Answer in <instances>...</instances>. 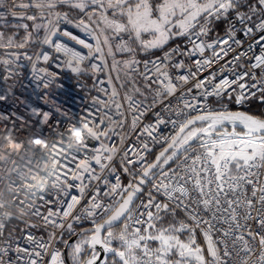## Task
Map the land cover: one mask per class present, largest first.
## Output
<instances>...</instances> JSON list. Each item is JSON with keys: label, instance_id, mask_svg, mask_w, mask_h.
Masks as SVG:
<instances>
[{"label": "snow or ice", "instance_id": "snow-or-ice-1", "mask_svg": "<svg viewBox=\"0 0 264 264\" xmlns=\"http://www.w3.org/2000/svg\"><path fill=\"white\" fill-rule=\"evenodd\" d=\"M64 4L85 13L89 23L82 19L78 26H83L94 44L65 32V36H70L88 49L87 55L63 44H55V50L69 57L67 66L73 73L84 70L82 63L85 60L95 61L89 64L95 73L107 70L106 83L111 91L108 88L103 91L109 98L95 97L94 102L107 109L104 114L109 124H105L104 120L97 122L82 118L79 126L70 125L67 134H59V141L44 145L46 151H42L38 157L43 167L37 163L36 170L28 168L27 172L18 173L19 185L14 187L16 182L12 181L7 185L6 192L0 190V236L3 235L5 221L14 216L9 209L15 207L20 217L29 214L38 216L46 227L61 230L66 227L69 232L73 231V222L82 218L91 219L94 227L90 235L71 246L73 264H97L98 261L99 264H109L108 254L110 264H192L193 261L195 264H264V183L260 181V176L264 174L261 172L264 170V119L245 112H232L227 108L213 109L209 102L210 97L222 99L227 96L231 100L236 92L233 86L236 85L241 90L235 95L236 104H243L253 97L264 103V19L254 28L246 27L245 35L259 31L260 35L254 42L260 46V54L252 57L255 63L234 79L223 76L228 65L218 70V79L214 65L230 52L236 54L228 64H235L241 57L247 56V52L232 48V44L237 47L242 45V41L235 39V29L230 25L226 37L211 43L200 39L208 35L213 22L227 20L230 13L234 12L242 24L251 21L257 11L256 5L264 12V0H256V5H244L242 0H20L19 3L17 0H0V8H5L12 16L34 21L33 27L37 31L44 28L47 33L43 40L45 44L53 43L51 36L58 29L50 19L43 25L36 21L44 18L45 10L51 14L58 5ZM32 7L39 10V15L27 16L25 12L17 11ZM243 7H247L248 12L241 11ZM56 16L59 18L60 13L57 12ZM49 25L52 27L49 28ZM22 26L28 29L27 24ZM176 37H186L192 48L181 50L177 46L155 59L140 61L136 58L140 52L163 50L168 41ZM30 38L31 33H28L25 42ZM3 39V33H0V41ZM4 46H13L11 37L7 45L0 44V47ZM16 46L24 47V43ZM217 48L219 51H216ZM206 50L212 51L211 57L203 56ZM248 51H252V44H249ZM197 53L201 59L193 61L194 68L186 66L182 59L174 60L176 56L191 57ZM118 56L121 58L118 59ZM37 59L40 57L37 56ZM43 59L47 61L49 56L43 54ZM141 63L143 72L139 70ZM169 68L182 70V73L173 76ZM255 69H260L259 77ZM121 71L127 79L121 78ZM113 72L116 73L119 88L113 83ZM136 75L144 81L143 88L137 85ZM246 78L253 83L241 82ZM119 89H125L123 103ZM194 91L196 95L188 99ZM171 98L176 99V105H173ZM125 105L132 115L131 123L127 125L128 132L120 136V145L103 143L102 138L111 139L110 134L119 135L116 130L125 129ZM157 106L173 113L177 119L165 121L156 112L155 123L144 125L138 131L142 119ZM113 107L121 119H113L109 114ZM193 111L197 114L192 115ZM47 118L48 114L45 113L44 119ZM165 123L172 124L173 134L157 138L153 133ZM129 133H137V138L146 134L155 143L161 144L162 150L149 161L134 146L123 147ZM65 139L66 148L63 146ZM88 140L100 142L99 147L94 149V155L79 159L74 167H70L69 163L76 161L74 154L88 148ZM35 143L41 144L42 141L37 139ZM20 147L13 144L14 150ZM69 149L72 151L69 152ZM150 151L149 145L144 143L143 152L147 154ZM118 155L124 173L132 179L125 186L116 175V182L107 191L101 193L97 187L92 193L89 190L92 181H101L105 170L116 172L113 161ZM68 156L72 157V161L64 163ZM0 159L6 157L0 156ZM95 166H98L100 174H97ZM104 183L107 185L108 181L105 179ZM148 184L152 185L155 193L162 192L167 202L157 201L153 191H149L147 203L142 202L140 206L155 208V212L147 211L145 221L142 218L145 213L133 217L131 205ZM246 185L252 186V198L247 195ZM72 188H78L79 195H71L69 190ZM49 189L64 193L70 199H58L59 206L48 207L46 214H41L34 201L26 203ZM20 191H23L25 199L16 204ZM101 195L108 197L109 202L103 203ZM7 196L12 198L7 199ZM239 209H243V215ZM178 210L185 213V219L178 218ZM253 210L256 216L252 215ZM161 213L170 214L173 219L167 227L157 228V223L164 218ZM201 213L209 214L210 218L205 219ZM97 217L102 222H97ZM241 219L246 222L254 220L259 226V231H253L250 226L247 228V235L252 240H258L260 251L255 259L250 258L253 248L249 240L243 235H235L244 227ZM214 221L226 224L227 229H217ZM118 223H123V227L115 232L113 229ZM134 225L146 226L141 228ZM198 230L206 241V251L197 243ZM213 231L221 232V239L214 240ZM184 234H187V239L181 238ZM229 237L232 238L231 248ZM26 239L34 247L31 250L17 247V260H25L26 257L25 264H40L42 253H47L52 247L56 233L50 232L47 241L43 238L38 240L31 234ZM114 241L119 242L118 246H113ZM149 241L157 242L158 246L150 247ZM237 241L242 242L239 251L236 250ZM64 243L67 246V241ZM85 245L92 250L88 259L82 258ZM97 245L103 249V259L96 252ZM7 251V248H0V264H5L3 255ZM241 252L244 256H241ZM173 256L178 258L172 260ZM51 264H64L59 251H53Z\"/></svg>", "mask_w": 264, "mask_h": 264}, {"label": "built area", "instance_id": "built-area-1", "mask_svg": "<svg viewBox=\"0 0 264 264\" xmlns=\"http://www.w3.org/2000/svg\"><path fill=\"white\" fill-rule=\"evenodd\" d=\"M256 5V0L245 1L244 5L247 4ZM257 6L256 14L253 15L251 21H245L241 23L237 18L235 13H230L227 20L215 21V25H211V31L207 36H202L200 39L206 43H211L218 38L226 37L227 30L231 25L235 29V39L242 41V45L237 47L235 44H232V48L236 51L247 52L246 57H241V59L235 64H228V61L232 60V57L236 54L235 52H230L227 57L216 62L214 69L217 70V77L220 78L219 69L221 66L228 65L223 72V76L234 79L237 74H241L244 71L249 69V65L255 63V55L260 54V46L255 44V39L260 35L259 31L254 30L252 35H245L246 27H253L258 24L261 19H264V12H262ZM17 11H23L27 16L39 15V10L32 7L29 9H18ZM241 11L248 12L247 7L241 8ZM60 13V17L56 16V13ZM66 14V18H65ZM52 20L55 24L58 31L54 36H51L52 44H45L43 42L45 35H47L44 28H41L37 31L34 27V21L21 18L19 16H12L5 8H0V22L4 21H17L20 24L28 25V33H31V38L24 43V47H17L14 44L11 47L4 46L0 47V156H5L6 159H0V190L6 192L7 185L12 181H15L19 185L21 181L18 178V173L27 172L28 168H33L36 170L37 163L40 164V167H43V162L38 161V157L41 155L44 149L45 144H50L54 141L60 140V133L67 134V130L70 125L79 126L82 118H87L88 120H104L105 124H109L107 117L105 116V111L107 110L104 106L99 103L94 102L95 97L107 100L109 97L105 95L103 89L108 88L109 92L111 91L110 86L106 83L107 81V70L104 73H95L90 67L89 64L95 61L85 60L82 63V68L84 69L80 73H73L71 69L67 66V60L69 59L63 52H57L55 50V44H63L69 48H72L75 51L80 52L83 55H87L88 49L84 48L82 45L78 44L75 40H72L70 36H65L64 33L68 32L72 36H76L79 39L85 40L87 43H93L94 40L92 37L83 30V26H78L80 20H84L85 23H89L85 13L81 12L79 9L71 8L67 4L58 5L56 9L51 11L49 14L48 10L44 12V18L36 21L37 23L47 24L48 20ZM217 25H220V29L217 28ZM23 27V26H22ZM52 26L49 25V28ZM92 27H95L92 25ZM25 29V28H24ZM5 39V38H4ZM4 39L0 41V44L7 45L4 42ZM195 39V37H193ZM231 43V41H230ZM249 44H252V51H248ZM179 46L181 50L191 49L192 44L189 43L186 37H181L179 40H174L164 47L160 52L142 57L137 55V59L140 61L155 59L156 57H161L164 55V52L176 48ZM227 47V46H225ZM219 51V48L216 49ZM43 54H47L49 59L45 61L43 59ZM37 56L40 59H37ZM204 57H211L212 51L206 50L203 53ZM183 60L186 66H192L193 61L196 59H201V55L197 53L195 56H176L174 60ZM7 61V63H5ZM45 69L46 71H40ZM140 72L144 71L143 64L141 63ZM170 73L173 76L182 73V70L175 68H169ZM257 77H259L260 69L254 70ZM204 73L203 75H207ZM113 83L117 84L113 74ZM135 80L137 85L143 88L144 81L136 75ZM104 81L105 83H101ZM248 84L253 83L250 78H246ZM47 84L48 87H44ZM119 88V85L117 84ZM131 87V85H129ZM156 87V85H153ZM236 88V92L233 93V98L229 100L227 96L222 99H217L215 97H210L209 102L210 106L213 109H223L233 105L238 108L248 107L252 100L259 99L253 97L247 100L243 104L235 103V95L241 90L236 85L233 86ZM121 93V102L123 103L122 97L125 89H119ZM192 95H196L194 91L189 95L188 99L191 100ZM259 95V94H258ZM141 99V97H137ZM173 105L177 104L175 98H171ZM151 96L149 95V101ZM195 102V101H193ZM261 103V102H260ZM262 109H264V103H261ZM182 107V104L180 105ZM100 109V111H97ZM125 115L127 116V124L125 129L121 131L117 129L116 131L119 135H111V139L102 138L103 143L111 144L115 143L120 145V136L128 132L127 125L131 123L132 115L127 112V106L125 105ZM156 112L160 113V116L165 120L169 121L171 119H177V117L170 112L164 111L162 106H157L156 109L149 112L141 121L139 130H142L144 125L154 124L156 121ZM48 114V118L44 119V114ZM112 115L113 119L119 120L120 116L115 114V108L113 107L112 112L109 113ZM192 115H196V112H191ZM183 119V117H180ZM173 126L171 123L161 124L158 129L153 133L157 138L162 136H170L173 134ZM41 140V144H36L35 140ZM99 143L96 140H88V148L82 150L79 153H75L76 161H72V157L68 156L67 160H64V163H69L70 167H74L75 162H78L79 159H84L85 157H91L94 155V149L99 147ZM147 143L150 148V152L145 154L143 152V144ZM13 144H19L21 147L14 150ZM67 146V140L65 139L64 145ZM129 146H134L136 150L140 151L142 155H146L149 160V156L155 151L161 149V144L155 143L151 137H148L146 134L140 135L137 138V133H129L128 138L126 139L123 147L127 148ZM69 152L72 150L69 149ZM11 153V155H8ZM131 155V153H130ZM134 158V157H133ZM31 160V163H29ZM15 161V163H13ZM113 166L116 168L115 173H111L109 170H105L102 174L103 179L99 182L92 181L89 184V190L94 193L96 188L99 187L101 193L108 190L111 184L116 182V175H119L122 185H127L132 177L123 171V167L120 164V156L118 155L113 161ZM97 174H100L98 166ZM131 167V166H130ZM264 173V170H261ZM10 177V179H9ZM108 181V184L105 185L104 180ZM260 181L264 183V174L260 176ZM73 183H79V181H72ZM158 182V181H157ZM251 185H246L247 195L251 197ZM153 191V194L156 197V200L159 202H167V198L161 193H155L152 189V185L148 184L144 186L143 191L139 194L135 202L132 204L133 217H138L140 213H145L142 217L145 221L147 220V211L155 212V208L145 209L140 206L143 203H147L148 192ZM71 195H79L78 188H72L69 190ZM259 195V194H258ZM43 196V199L40 197ZM11 196H7V199H11ZM230 198H232L230 196ZM25 199L23 191L19 192L18 199L16 204H19V200ZM58 199H70V196H65L64 193H59L55 189H49L43 193H39L37 197L30 198L26 203L35 202V205L39 207L41 214H46L48 207H58ZM255 199V198H253ZM52 201V204L48 202ZM101 201L103 203H108L109 198L101 195ZM83 203V201H82ZM139 206V207H138ZM256 207H259V204H256ZM14 213L12 219L5 221V228L2 230L3 235L0 236V248H7L8 251L3 255V260L5 264L11 262V264H25V260H17L18 253L16 248H29L30 250L34 247L26 237L31 234L36 239L43 238L44 241H47L49 233L55 231L56 240L53 241L52 247L48 250L47 253H42V259L40 264H51V255L53 251H59L61 253V259L65 264V258L63 253V247L65 245L64 241H67L70 237L74 236L79 229L88 226H94L91 219L82 218L78 222H73V231L69 232L67 228L53 229L51 226H45L43 220L38 216H28L20 217L18 208L9 209ZM243 215V209H239ZM164 213H161L163 216ZM201 215L207 219L210 218L209 214L201 213ZM226 215V214H225ZM252 215L256 216V211H252ZM178 217L180 219H185V213L178 210ZM101 219L97 217V222ZM131 223V221H129ZM217 229H227V225L224 223H216ZM240 223L244 225L243 228L238 230L235 235H243L245 239L249 240L251 247L253 248V254L250 257L255 259L259 255V244L258 240H252L251 237L247 235L248 226L251 227L253 231H259V226L254 220L244 221L240 220ZM35 225V227H31ZM135 227H145L146 225H134ZM116 227L122 228L123 223H119ZM131 230V229H130ZM105 234V233H104ZM214 240L221 239V232L213 231L212 233ZM197 239L201 242L203 248L206 251L207 244L204 240L202 232L197 231ZM231 237L228 238L229 247L231 248ZM221 249L223 245H220ZM242 247V242L237 241L236 250L239 251ZM23 255V254H19ZM241 256H244V253L241 252ZM238 264V262H237Z\"/></svg>", "mask_w": 264, "mask_h": 264}, {"label": "rangeland", "instance_id": "rangeland-1", "mask_svg": "<svg viewBox=\"0 0 264 264\" xmlns=\"http://www.w3.org/2000/svg\"><path fill=\"white\" fill-rule=\"evenodd\" d=\"M245 1H248V0H242V2L245 3ZM17 2L19 3L20 0H17ZM24 2H28V0H24ZM215 25V23L212 24V26ZM0 33H3V36H4V42L7 44V40L9 37L12 38L13 40V45L14 44H21V43H25V40H26V37L28 36V31L24 29V27H22V24H20L19 22L17 21H14V20H11V21H4V22H0ZM178 38V37H176ZM176 38L172 39V40H169L168 41V44L172 41H174ZM28 41V40H27ZM167 44V45H168ZM166 46V45H165ZM164 46V47H165ZM156 50H152L151 52L149 53H144V52H140L138 55H141V54H144V55H147V54H150L152 52H154ZM118 59H120L121 57L118 56L117 57ZM114 78L116 76V73L113 72L112 73ZM121 78L122 79H127L124 74H123V71H121ZM231 126L229 125V128ZM163 220L160 221L159 223H157V228L159 227H167L169 223L172 222V216L170 214H163ZM179 218V217H178ZM180 219V218H179ZM115 232H119L120 231V228L118 227H115L113 229ZM88 235L84 234L82 236H80L79 238H77L68 248V254H69V260H70V263L73 264L72 262V258H71V246L74 245L75 243H77L78 241L82 240V239H86ZM182 239H187V234H184L182 237ZM196 240H197V243L203 248L201 242L197 239L196 237ZM119 242L118 241H114L113 242V246H118ZM149 246L150 247H156L158 246L157 245V242H154V241H149ZM86 249H87V246L85 245L84 246V250H83V253H82V258L85 259V252H86ZM178 257L177 256H173L171 257L172 260H175L177 259ZM109 260H110V254H109ZM65 264H67L65 262ZM192 264H195V261L192 262Z\"/></svg>", "mask_w": 264, "mask_h": 264}, {"label": "water", "instance_id": "water-1", "mask_svg": "<svg viewBox=\"0 0 264 264\" xmlns=\"http://www.w3.org/2000/svg\"><path fill=\"white\" fill-rule=\"evenodd\" d=\"M229 111H232V112H237V111H239V112H245V113H247V114H250V113H248V112H246V111H244V110H229ZM250 115H252V114H250ZM253 116H255V115H253ZM255 117H258V118H261V119H264V118H262V117H259V116H255ZM162 149H160L159 151H161ZM159 151H157V153L155 154V155H157L158 153H159ZM155 157V156H154ZM154 159V158H153ZM152 159V160H153ZM139 194L140 193H138L137 194V196H136V198H134V202H135V200L137 199V197L139 196ZM133 202V203H134ZM132 206V205H131ZM99 222H102V220H100ZM119 224V223H118ZM117 224V225H118ZM116 225V226H117ZM93 227L94 226H88V227H85V228H81V229H79L78 230V232L74 235V236H72V237H70L68 240H67V246L66 245H64V247H63V253H64V258H65V262L67 263V264H71L70 263V260H69V254H68V248H69V246L77 239V238H79L80 236H82V235H84V234H86V235H90V230L91 229H93ZM102 235H104V233H102ZM91 249L90 248H88L87 247V249H86V254H85V259H88V258H90V256H91ZM96 252H98V253H100L101 254V259H103V257H104V252H103V249L99 246V245H97L96 246ZM109 255V254H108ZM97 264H99V261L97 262Z\"/></svg>", "mask_w": 264, "mask_h": 264}, {"label": "trees", "instance_id": "trees-1", "mask_svg": "<svg viewBox=\"0 0 264 264\" xmlns=\"http://www.w3.org/2000/svg\"><path fill=\"white\" fill-rule=\"evenodd\" d=\"M244 4V2H242ZM217 28L220 29V25H217ZM229 110H244L252 115L255 116H259L264 118V109H262V105L260 102H258L257 100H252L251 103L249 104L248 107H242V108H238L235 107L233 105L229 106ZM160 150V149H159ZM159 150H155L150 156H149V161H151L155 154L157 153V151ZM109 264H110V260H109Z\"/></svg>", "mask_w": 264, "mask_h": 264}, {"label": "crops", "instance_id": "crops-1", "mask_svg": "<svg viewBox=\"0 0 264 264\" xmlns=\"http://www.w3.org/2000/svg\"><path fill=\"white\" fill-rule=\"evenodd\" d=\"M216 26V25H215ZM181 37H178V38H176L175 40H179ZM171 43V42H170ZM158 52H160V50H156V51H154V52H152V53H150V54H147V55H144V54H141L140 56H142V57H145V56H148V55H153V54H156V53H158Z\"/></svg>", "mask_w": 264, "mask_h": 264}, {"label": "flooded vegetation", "instance_id": "flooded-vegetation-1", "mask_svg": "<svg viewBox=\"0 0 264 264\" xmlns=\"http://www.w3.org/2000/svg\"><path fill=\"white\" fill-rule=\"evenodd\" d=\"M83 228H85V227H83Z\"/></svg>", "mask_w": 264, "mask_h": 264}]
</instances>
